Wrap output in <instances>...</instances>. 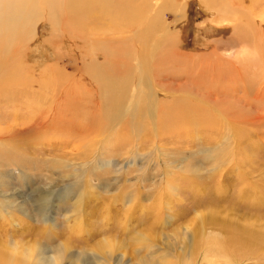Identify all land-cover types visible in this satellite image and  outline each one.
<instances>
[{
    "label": "rangeland",
    "instance_id": "rangeland-1",
    "mask_svg": "<svg viewBox=\"0 0 264 264\" xmlns=\"http://www.w3.org/2000/svg\"><path fill=\"white\" fill-rule=\"evenodd\" d=\"M154 5L161 9L162 33L171 34L176 46L164 65L168 85L164 93L170 99L198 93L200 99L209 100L210 123L168 126L160 134H149L148 127L138 132L130 119L125 124L115 120V125L104 118L107 126L118 128L123 142L85 148L82 158L74 157L81 150L59 133L20 134L8 146L19 165L0 164V241L7 256L12 250L15 254L28 249L51 261L62 257L61 264H80L83 259L95 264L99 243L111 241L120 264L141 260L179 264L185 253L189 264H196L190 246L182 250L183 242L206 239L211 229L264 230V122L252 123L262 113L257 107L264 99L249 96L248 84L241 79L220 75L221 70L227 72L223 59L230 52L221 42L225 29L220 31L218 25L228 21L207 18L199 0H155ZM44 27H38L41 37L36 50L28 52L26 64L34 95L47 98L53 87L62 90L74 84L75 64L82 55L70 48L74 41L67 40L63 50L68 54L54 58L49 41V45L44 41ZM178 83L185 85L176 90L172 86ZM23 103L0 106V111L17 109L30 116L40 108ZM240 116L238 139L230 123ZM211 153L219 157L206 159ZM87 166V183L78 186Z\"/></svg>",
    "mask_w": 264,
    "mask_h": 264
},
{
    "label": "bare ground",
    "instance_id": "bare-ground-1",
    "mask_svg": "<svg viewBox=\"0 0 264 264\" xmlns=\"http://www.w3.org/2000/svg\"><path fill=\"white\" fill-rule=\"evenodd\" d=\"M154 2L155 0H0V106L11 103L15 106L20 102H25L23 105L27 108L35 109V104L40 106L30 116L21 115L17 109L13 113L5 114L0 111L1 167L4 164L19 165L18 159L8 146L11 147L10 143L20 134L29 131H35L38 135L56 132L65 136V139L67 137V141H71L77 150H81L75 152L74 157L82 158L85 148H107L123 142L120 140L121 133L118 128L107 126L104 118L112 124H115V120L125 124L130 119L128 123L138 126V132L148 127L149 134H160L168 126H197L206 121L210 123L213 115V109L209 105L211 102L200 99L197 92V95L193 93L189 96H174L172 99L167 98L164 93L168 88L164 83V65L168 53L170 54L169 50H175L176 46L171 34L164 31L162 33V25L158 21L161 9H156ZM199 3L207 18L215 21L227 20L230 23L218 25L220 31L225 29L221 42L230 52V57L223 59L227 72L221 70L220 75L232 76L246 82V93L262 102L264 0H199ZM225 13H229V17H225ZM41 25L45 26L44 41H49L54 58L62 59L68 54L63 50V42L67 40H73L75 44L70 48L80 51L77 54L82 55L81 61L75 64L76 72L72 78L74 84L68 83V88L63 87L62 90L53 87L47 98L34 95L33 81L28 75L26 64L28 52L35 51L39 43L41 35L38 27ZM52 31L50 37L49 33ZM172 64L171 62L170 65ZM81 79L85 82L79 83ZM187 80L196 83L193 79ZM183 85L185 84L178 83L172 87L177 90ZM204 90L209 91L207 88ZM87 94H93V97L88 98ZM219 101L221 102L220 99ZM257 108L262 113L258 112L251 119L252 123L261 124L264 122V103ZM224 117L227 116L224 114ZM135 118L138 120L132 121ZM240 118L241 116L237 118L239 121L234 122L230 118L233 128L239 126ZM238 132L237 129L233 134L239 139ZM214 154L216 153L207 155L206 159L216 160L219 154ZM89 167L77 179L78 186L86 185V169ZM1 174L3 173L0 172ZM134 199L135 197L132 201ZM222 231L211 229L206 239L183 242L182 250L190 246L196 264H264V230L241 227L225 230V233ZM99 244L101 253L96 257L95 264H120L114 259L116 257L111 241H101ZM185 250L188 251V248ZM6 253L0 241V264L63 263L62 257L53 258L51 261L52 259L45 258L37 250L35 255L28 249L15 254L12 250L10 256ZM187 256L188 253L180 255L179 264H189ZM80 264L90 263L83 259ZM139 264L156 263L141 260ZM158 264L171 262L160 261Z\"/></svg>",
    "mask_w": 264,
    "mask_h": 264
}]
</instances>
